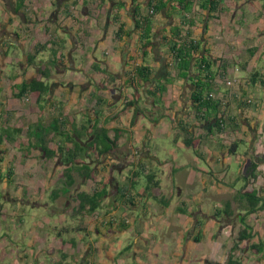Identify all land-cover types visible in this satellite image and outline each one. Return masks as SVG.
I'll list each match as a JSON object with an SVG mask.
<instances>
[{
  "label": "crops",
  "instance_id": "0c3cea01",
  "mask_svg": "<svg viewBox=\"0 0 264 264\" xmlns=\"http://www.w3.org/2000/svg\"><path fill=\"white\" fill-rule=\"evenodd\" d=\"M150 1L0 0V177L13 185L0 201L22 198L21 206L59 216L51 219L49 230L38 220L25 227L23 218L20 234L0 233V264H202L219 253L222 222L231 217L217 216L215 198L234 209L240 204L237 191L219 184L220 176L234 174L236 163L238 183L243 180L244 186L246 168L254 160L259 164L256 190L263 201L249 220L262 218L264 154L258 144L264 123V0H216L211 12L201 6L203 0H194L188 12L177 11L173 2L154 12ZM136 13L139 20L151 15L145 56ZM176 28L214 61L213 87L205 99L218 108L198 113L191 99L193 82L178 78L167 44ZM142 66L151 70L148 82L136 75ZM44 70L48 75L42 78ZM34 79L49 86L46 101L33 92L20 94ZM227 80L235 81L231 88ZM159 86H166L164 93L156 92ZM249 97L254 104L246 103ZM55 120L68 128L92 120L117 143L102 163L90 162L99 189L105 183L108 193L95 213L78 216L76 227L65 224L76 216L74 200L98 186L88 180L78 189L76 182L64 194L53 193L62 191L68 167L60 153L47 151L57 150L63 140L59 133L42 135L36 128H50ZM36 134L47 139L45 147L27 152L29 141L38 142ZM7 138L16 147L26 146L13 151ZM149 176L158 188L150 187ZM35 191L42 194L30 193ZM3 209L1 204L0 229L17 214ZM131 210L138 213L135 221L126 217ZM244 214L236 210V220ZM156 230L172 235V242L149 243L157 239ZM130 238L136 242L123 245Z\"/></svg>",
  "mask_w": 264,
  "mask_h": 264
},
{
  "label": "trees",
  "instance_id": "16d2710c",
  "mask_svg": "<svg viewBox=\"0 0 264 264\" xmlns=\"http://www.w3.org/2000/svg\"><path fill=\"white\" fill-rule=\"evenodd\" d=\"M170 2L174 3L173 7L177 9V11L188 12L191 10L194 0H151L148 4V9H153L154 12H161ZM201 4L203 8H207L211 12L215 10L216 0H203ZM134 18L136 29L141 31V39L145 43L143 46L145 56L147 55L146 49L151 45V15L144 16L139 20V14L136 13ZM171 34L172 39L168 40L167 44L169 45L171 56H174L177 61L179 60L174 67L178 71L179 79H188L193 82L194 90L191 94V99L194 102L195 110L198 113H202L203 110H209L211 107H214L215 109L218 108L219 104H215L214 100L208 101L205 99L206 93L213 87L214 75L212 67L214 65V61L206 55L205 51H202L199 42L192 39L189 40L187 38H181L180 29H173ZM190 73L193 76L189 77ZM47 75V70L41 72L42 78L47 77ZM136 75L145 82H148L150 81L151 70L147 66H142L136 69ZM165 87L166 86H159L156 92L164 93L166 90ZM28 92L36 93L40 100L46 101V97L49 93V86L46 85L44 81L34 79L29 86L21 89L20 94L24 95ZM151 93L152 96L156 97V93ZM153 93L155 95H153ZM220 122L221 124H224L223 121ZM92 123L93 121L89 120L81 127L73 126L68 128L66 126L64 127L65 122L59 124L58 121H53L51 131L55 134L59 133L64 143L62 142L57 144V150L54 151H47L44 149L47 151L49 156H56L57 153H60L63 165L68 167L62 176L63 183H65V190H69L76 183V175L85 181L92 180L97 183L96 186L98 187H96V189H94L91 193L80 192L78 193L76 200H74L76 204L75 209H77L80 213L87 212L88 214H93L98 210L101 205V201L108 193L106 191L107 184L105 183L104 188L99 189L100 183L95 181V177L97 175L95 170L90 167V162L92 163L93 161H97L102 163L104 160L103 157L107 156L108 153L111 152L117 145L116 140H112L109 137L108 131L105 128L100 127L98 124L94 125V123L91 126ZM218 125H220V123ZM70 131H72L73 134L70 133ZM41 138V141L45 145L47 139H45V137ZM258 166L259 164L255 160L252 161L243 174L245 186L240 194L241 197H239L241 200L238 209L245 211V214L240 215L239 223L241 224L242 229L239 232L238 243L235 245L233 250L237 249L239 243L243 241H252L255 238L253 227L249 223V217L261 210L260 204L263 199L259 196L257 190H245L250 185H253L254 181L257 180L256 173ZM7 177L10 179L11 174H8ZM2 179L3 178L0 177V182ZM148 180L151 188H158L159 183L152 182L151 176L148 177ZM126 190V188H124V190L120 189V193L123 194V191L125 193ZM244 201H246V205L244 204ZM160 202L165 206L168 205L163 199L160 200ZM222 214V212H219V214L217 213V216L221 217ZM224 214L232 216L233 212H226ZM199 240L200 238L195 239L196 242ZM250 248L255 254L264 252V244L262 241H259L256 244H251ZM227 264L242 263L236 260L233 255H230Z\"/></svg>",
  "mask_w": 264,
  "mask_h": 264
},
{
  "label": "rangeland",
  "instance_id": "374dc122",
  "mask_svg": "<svg viewBox=\"0 0 264 264\" xmlns=\"http://www.w3.org/2000/svg\"><path fill=\"white\" fill-rule=\"evenodd\" d=\"M49 51H48L49 55L53 56L54 51H52V52H49ZM261 96L264 97V89L262 90ZM38 128H40L39 133H41L42 135H43L42 130H44L47 134H49V133H51V129H52V127H50V128L44 127L43 125H40V124L37 126L36 130H38ZM261 129H262V132H261L260 137L262 138V140H261V143L259 142V144H258V150H259L260 154H264V123L261 126ZM70 133L73 134L72 131H70ZM41 134H38V135L36 134V136H35L36 140L38 141L37 143H35L34 141H29L27 143V145L29 144V147L27 146L25 148L27 150V152L35 151L36 147L37 148L40 147L41 149L43 147H45V145L41 141L42 140ZM44 136H47V135L44 134ZM10 139H12V138H9V139L7 138V142L9 143V145H11V147L13 148V151H20V150H22L21 149L22 147L26 146V144H24L21 146L19 145V147H16L17 145L15 143L10 142L9 141ZM238 164L239 163H236V165H233V173H234L233 175L220 176L219 177V184L223 187L227 186V188L229 189V192H233L234 190L237 191V193H239L237 197H241L240 194H241V191L243 190L242 188L244 187V183H243V180H240V183H238V180L241 178V175L239 173L237 174L238 169H239ZM240 164H242V161L240 162ZM245 166H247V164L244 165L242 168H244ZM64 172H65V170H64ZM231 178L236 180L233 184H231V182H230ZM84 181H85L84 179H81L80 177H77V175H76V182H77L76 189H78V187L81 186ZM257 183H258V181L255 180L253 185L249 186L248 190H250V189L256 190L257 187H259V183L258 184ZM60 184L63 186L61 188L62 191L55 190L53 192L55 195L59 192H61L62 194L67 192V190L64 189L65 183H63V179L60 182ZM12 187H13V185L10 183H7V182L1 183L0 182V199L2 201H3V195L5 193L4 191H10V190L13 191ZM199 192L200 191H198V190L195 191V193H199ZM30 193L32 195H35L36 193L38 194L39 192L35 191V192H30ZM39 194H42V192H40ZM189 194H192V192H189ZM39 199H40L41 203H45L48 201L46 198H39ZM67 199H69L68 196L65 197L66 202H67ZM28 200H30V199L28 198ZM216 200H217V208L216 209L218 210V212H217L218 214H219V212L220 213L222 212L223 214L226 212H229V213L233 212V215L231 217H229L228 219H226L227 217H225V220L222 222V232H221L220 238L217 239V242H219L221 245V249H220L219 253L214 255L213 258H207L208 256L205 255L206 257H205L204 263H202V264H227V261H228V258L230 257V255H233L234 258L236 260L240 261L242 264H264V252L260 253V254H255L252 252V250L250 248L251 244H256L259 241H262V243L264 244V214L262 215V218H259L258 221L252 222L253 224L249 220V223L253 227V233L255 235V238L252 241H243V242L239 243L237 249L233 250L235 245L238 243L239 232L242 229L241 224L239 223L238 220H236L237 215H235V211L236 210L241 211V210L238 209L239 205L237 207H235V209H234L231 202H227L226 200L222 199V197H220V196L218 197V199L215 198V201ZM2 201H0V205L2 204V206L4 207L3 211L5 210V208H7L8 211H17V214L12 216L11 218H7V221L9 222V224H8L6 229L4 227L2 229H0L1 234L11 233V234H9V236H14L15 234H20V231L24 227V226H21V224H20V220H22L23 218H25L24 220L27 222L25 227H28L29 222L32 223L34 220L35 221L38 220V221L42 222L44 229H48V230L52 227L51 219L53 218L57 221L59 219L58 215L51 216V214H48L49 212H47V210H45L44 208L35 207L33 210L32 205L21 206L22 198L19 201L16 200L12 203H6V204ZM192 203L193 202H190V204H192ZM183 211L186 212L185 209ZM71 212H74L75 214H73V215H76V216H74V218L73 217H71V218L67 217L65 224L70 225L72 227H76L77 225L79 226L80 219L78 218V216L83 215L84 213L78 212L77 209H75V208H73V210L71 209ZM126 215H127L126 217L132 219L133 221H135V219L138 217V213L134 212L133 210H131L130 212H127ZM3 220H5V219L0 218V225H3ZM215 226L218 227L217 224H215ZM154 232H155L157 239H154V241H149V236H146L148 238L149 243H151V242H158V243L165 242L168 244V243L172 242V235H160L157 230ZM122 239H124V238H122ZM180 240L184 241L182 238ZM123 242L124 241H122L121 243H123ZM134 242H136V238H130L123 245H126L127 243L133 244Z\"/></svg>",
  "mask_w": 264,
  "mask_h": 264
},
{
  "label": "built area",
  "instance_id": "2783aa9c",
  "mask_svg": "<svg viewBox=\"0 0 264 264\" xmlns=\"http://www.w3.org/2000/svg\"><path fill=\"white\" fill-rule=\"evenodd\" d=\"M151 12H153V11H151ZM177 62H179V60L177 61V59L174 57V56H172V66H175L176 64H177ZM238 70H236V72H237ZM234 83H235V81L234 80H227V82H226V84L228 85V87H232L233 85H234ZM236 96V98H240L241 97V94H236L235 95ZM214 96L212 95V96H210L209 98L211 99V98H213ZM246 103L248 104V105H252V104H254L255 103V100H254V98L252 97H249V98H247L246 99ZM224 124H222V126H223Z\"/></svg>",
  "mask_w": 264,
  "mask_h": 264
}]
</instances>
